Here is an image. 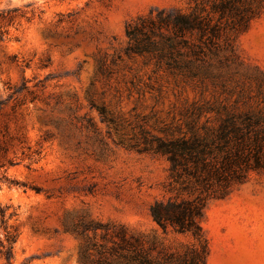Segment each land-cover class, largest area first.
I'll use <instances>...</instances> for the list:
<instances>
[{"label":"rangeland","instance_id":"374dc122","mask_svg":"<svg viewBox=\"0 0 264 264\" xmlns=\"http://www.w3.org/2000/svg\"><path fill=\"white\" fill-rule=\"evenodd\" d=\"M187 6L0 0V10L14 9L0 36V140L7 149L0 151V207H7L0 239L8 246L7 232L17 234L10 259L0 246V264H81V242L62 225L78 211L157 231L171 248L191 242L187 234H164L150 212L155 200L176 194L169 160L132 143L142 141V128L165 137L183 127L194 101L264 113V10L235 37V58L221 69L224 84L200 87L176 79L152 55L125 53L127 22ZM215 117L206 113L201 122L215 125ZM88 118L101 135L82 127ZM201 225L208 264H264V171L209 198Z\"/></svg>","mask_w":264,"mask_h":264},{"label":"trees","instance_id":"16d2710c","mask_svg":"<svg viewBox=\"0 0 264 264\" xmlns=\"http://www.w3.org/2000/svg\"><path fill=\"white\" fill-rule=\"evenodd\" d=\"M187 5L157 8L127 22L125 53L152 55L176 79L195 86L223 85L221 69L235 58V37L264 10V0H187ZM12 11L0 10L1 37L13 20ZM209 112L216 115L215 125L209 118L201 122ZM109 121L116 122L113 117ZM82 127L101 135L91 118ZM167 133L152 136L142 128V141L132 146L169 160L170 189L176 194L155 200L150 212L164 234H187L191 242L171 248L157 231L136 232L78 211L69 213L62 225L81 242V264H208L209 245L201 225L206 202L226 196L251 172L264 171V113L194 101L186 108L184 126ZM5 143L0 140L2 155ZM4 166L0 156V168ZM6 209L0 207L3 222ZM16 239L11 231L6 234L8 246L0 239L7 259Z\"/></svg>","mask_w":264,"mask_h":264}]
</instances>
